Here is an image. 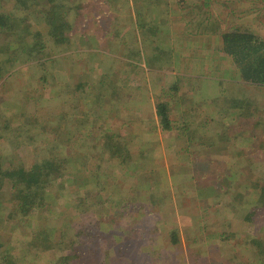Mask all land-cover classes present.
Instances as JSON below:
<instances>
[{
  "label": "rangeland",
  "instance_id": "rangeland-1",
  "mask_svg": "<svg viewBox=\"0 0 264 264\" xmlns=\"http://www.w3.org/2000/svg\"><path fill=\"white\" fill-rule=\"evenodd\" d=\"M30 2L0 0V163L54 166L27 216L0 191V264H264V86L241 115L213 100L241 77L223 34L264 39V0ZM177 95L186 134L157 115Z\"/></svg>",
  "mask_w": 264,
  "mask_h": 264
},
{
  "label": "trees",
  "instance_id": "trees-1",
  "mask_svg": "<svg viewBox=\"0 0 264 264\" xmlns=\"http://www.w3.org/2000/svg\"><path fill=\"white\" fill-rule=\"evenodd\" d=\"M16 3L21 4L24 6L29 5L32 0H15ZM29 2V3H28ZM27 3V4H26ZM14 16L13 15H0V30L4 33H7L9 35H13L17 33V30L12 25V22ZM222 44H220L223 47V54L226 55V58H228L229 62L233 63L235 67L238 69V74L241 76L238 78L239 80L234 79H228L225 81L226 86L224 88H221L219 92L216 95H213L214 102L215 101H229L230 104V110L234 115H241L243 114L247 108L251 105L252 99L250 100L249 96H245V93L237 94V87L239 86H245V85H253V86H264V39L259 37L254 32H245V31H232L227 32L223 34L222 36ZM17 44L14 40H11V43L8 45V48L11 50V56L8 54V56L11 59H15L20 53L25 51H29L28 46H21L17 47ZM210 56L206 57V61L209 62ZM216 64V63H215ZM242 80V81H241ZM241 81V82H240ZM178 93V92H177ZM170 103L171 104H178V103H185V96H179L172 98L169 103H160L157 106V115L160 120L161 126L164 130H175L176 129H187L185 131L188 132L189 127H187L188 123H184L182 125L181 123H176L177 121L171 119L170 114ZM198 106H193L192 108H189L188 110L194 111L198 110ZM106 146L112 150H114V154L118 156L121 151H125V147L122 146V143L118 140L114 141H108ZM46 169L42 170V168H32L29 171H26L23 168H12V166L8 167V169H3V166L0 163V191L2 190L4 184H6V181H11L13 187L15 188L16 196H17V207L19 208V213L21 215L27 216L31 210L37 205V199L36 195H34L35 192L38 193L39 186H42L40 178L47 176L46 178H51V173H49L52 170L51 166L48 165V162L45 163ZM61 166H58V168ZM48 168V170H47ZM50 174V175H49ZM18 213V209L16 211ZM4 214V209H2V215ZM11 218V217H10ZM14 228H16L15 225H12ZM3 227V224L0 222V229ZM18 230V229H17ZM20 231V230H18ZM18 231H13V233H18ZM12 233V234H13ZM10 234V235H12ZM6 235V232H5ZM8 235V236H10ZM7 236V237H8ZM7 237H4L5 239ZM0 234V251H4L5 254L0 255L1 259H7L8 261L16 260V257L13 253H16V251H10L8 250L9 245H5L4 239ZM175 242V240H174ZM177 242V241H176ZM66 258V257H65ZM63 258V262H60V264H67L65 263L67 260ZM65 260V261H64Z\"/></svg>",
  "mask_w": 264,
  "mask_h": 264
}]
</instances>
